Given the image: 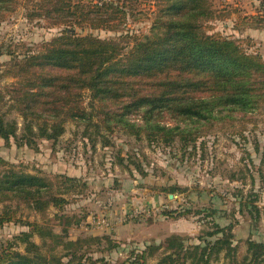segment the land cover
Here are the masks:
<instances>
[{
    "label": "rangeland",
    "instance_id": "1",
    "mask_svg": "<svg viewBox=\"0 0 264 264\" xmlns=\"http://www.w3.org/2000/svg\"><path fill=\"white\" fill-rule=\"evenodd\" d=\"M37 1L18 0L0 21V113L15 122L19 136L24 120L14 88L24 83L10 66L14 58L42 49L62 31L59 25L28 16ZM73 1L105 3L103 16L109 24L77 31L115 39L126 50L138 39L163 32L168 14L196 8L201 32L227 38L264 63V0H257L255 8L245 0H179L181 5L173 9L170 0ZM258 89L261 99L254 108L224 111L197 124L186 145L177 134L169 143L150 138L143 113H127L136 124L131 128L106 120L111 118L106 110L125 109L104 108L89 90H82L78 99L91 121L68 119L59 139L36 137L31 146L0 136V156L7 161L0 163V180L13 170L39 176L45 184L38 205L25 194L0 192V215L13 214L0 225V248L11 242L15 250L33 252L19 239L31 232L30 221L44 232L32 233L30 240L62 264H118L145 250L147 264H158L170 236L180 235L186 245H204L219 236L208 234L216 224L233 223V241L242 259L250 239L264 242V86ZM159 119L170 126L179 122L168 111ZM50 196L65 199L62 206L49 201ZM90 236L77 250L81 258L70 262L64 243ZM220 256L213 264L225 262L224 251Z\"/></svg>",
    "mask_w": 264,
    "mask_h": 264
},
{
    "label": "trees",
    "instance_id": "2",
    "mask_svg": "<svg viewBox=\"0 0 264 264\" xmlns=\"http://www.w3.org/2000/svg\"><path fill=\"white\" fill-rule=\"evenodd\" d=\"M17 2L0 0V21ZM181 3L170 0L169 9ZM104 5L100 1H37L28 16L59 25L62 31L42 49L14 58L10 68L16 69L22 78L20 83H26L14 88L17 93L14 99L24 127L19 136L15 122H7L0 113L1 137L9 140L13 136L33 146L37 143L36 137L59 139L68 119L91 121L78 99L82 90H89L92 99L104 108L122 105L125 109L121 112L106 110V114H111L106 120L113 119L131 128L136 124L128 119L127 113L130 110L143 113L150 138L161 137L169 143L177 134L184 145L188 144L192 127L198 128L197 124L211 121L224 111L250 110L261 99L258 88L264 86V63L260 57L227 38L201 32L194 13L196 8L168 14L163 32L146 36L142 41L138 39L126 50L115 39L102 40L77 31L78 28L108 25L110 20L103 16ZM166 111L176 116L179 121L176 126L161 122L159 117ZM95 126L99 128L100 125L96 122ZM0 163L7 161L0 156ZM2 176L0 192L13 191L16 196L25 194L26 199H34L37 205L40 203L45 185L43 178L13 170ZM64 200L58 196L49 198L56 206H62ZM12 219L13 214L7 211L0 215V225ZM26 223L31 232L23 233L19 239L27 241L33 252L15 250L9 242L0 248V264H62L61 258L46 256L30 240L32 233H44L42 227L35 222ZM216 233H220L219 236L204 245H186L180 235L170 236L167 252L158 264L219 263L223 251L225 262L222 264H264V242L250 239L248 252L240 259L233 241L234 224L225 227L216 224V229L208 232L209 235ZM91 239L92 236L80 237L64 243L70 249V262L81 258L77 250ZM134 257L118 264H147L146 250ZM77 264L83 262L79 260Z\"/></svg>",
    "mask_w": 264,
    "mask_h": 264
},
{
    "label": "crops",
    "instance_id": "3",
    "mask_svg": "<svg viewBox=\"0 0 264 264\" xmlns=\"http://www.w3.org/2000/svg\"><path fill=\"white\" fill-rule=\"evenodd\" d=\"M227 1L228 2H232V1H235V0H227ZM245 3H250V8L253 7V6L255 8V5H258L257 4V0H245ZM250 11H252V10L250 9Z\"/></svg>",
    "mask_w": 264,
    "mask_h": 264
}]
</instances>
